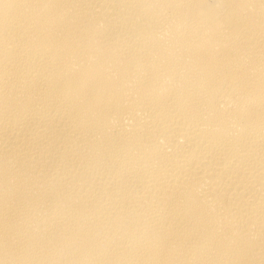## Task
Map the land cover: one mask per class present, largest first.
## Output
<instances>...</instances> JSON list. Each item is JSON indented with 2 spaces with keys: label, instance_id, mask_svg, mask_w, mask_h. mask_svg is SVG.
I'll list each match as a JSON object with an SVG mask.
<instances>
[{
  "label": "bare ground",
  "instance_id": "6f19581e",
  "mask_svg": "<svg viewBox=\"0 0 264 264\" xmlns=\"http://www.w3.org/2000/svg\"><path fill=\"white\" fill-rule=\"evenodd\" d=\"M0 264H264V0H0Z\"/></svg>",
  "mask_w": 264,
  "mask_h": 264
}]
</instances>
